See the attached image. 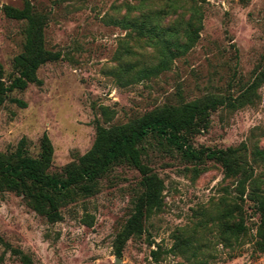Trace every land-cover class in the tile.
Masks as SVG:
<instances>
[{"label":"rangeland","instance_id":"rangeland-1","mask_svg":"<svg viewBox=\"0 0 264 264\" xmlns=\"http://www.w3.org/2000/svg\"><path fill=\"white\" fill-rule=\"evenodd\" d=\"M27 1L46 16V46L61 57L38 69L41 84L10 92L24 106L7 99L0 107V151H14L25 137L28 154L37 156L47 132L53 172L92 147L98 124L125 123L205 96L235 97L264 69V0H0V6L23 7ZM193 1L203 13L198 40L168 69L147 75L162 57L161 40L150 41L116 21L130 5L138 7L129 17L161 10L163 27L175 32L187 22ZM25 28V20L0 11L7 83L18 74L14 58L23 50ZM257 92L252 104L212 111L208 126L190 143L196 150L242 146V160L264 191V161L254 157L264 148V83ZM143 157L164 181L165 203L122 255L116 238L141 190L140 172L126 163L102 176L93 195L62 205L56 221L21 194L0 192V264H264L256 245L258 202L239 197L237 179L227 177L220 162L205 155L192 159L166 143L148 147ZM241 219L247 229L238 237L223 232V223Z\"/></svg>","mask_w":264,"mask_h":264},{"label":"trees","instance_id":"trees-1","mask_svg":"<svg viewBox=\"0 0 264 264\" xmlns=\"http://www.w3.org/2000/svg\"><path fill=\"white\" fill-rule=\"evenodd\" d=\"M137 7L130 5L129 13ZM188 10L190 16L187 22L175 32L163 27L162 14L165 12L161 10L142 12L134 17H129L128 13L116 21L139 35L148 36L150 41L161 40L162 57L151 69L145 70L147 75L168 69L174 57L188 51L198 40L203 19L201 7L193 1ZM0 11L10 18L26 21L23 50L14 58L18 74L9 83L4 79L0 64V107L7 99L24 106L25 102L10 97V92L23 90L30 83L41 84L38 69L48 61L60 59L61 53L47 48L46 16L34 11L30 2L27 1L23 7L5 4L0 6ZM165 35L168 37L164 38ZM263 83L264 69L257 72L253 81L235 97L205 96L178 105L154 108L125 123L110 126L98 124L92 147L76 161L66 164L60 172L51 171L54 144L47 132L40 139L37 156L28 154L27 139L23 137L14 151H0V192L12 190L21 194L35 211L50 221H56L61 217L62 205L97 192L100 178L115 165L126 163L135 167L141 174V190L134 202L132 214L116 238V253L122 255L127 241L131 237H141L146 231V221L164 206V181L145 162L143 155L148 147L166 143L182 150L192 159H201L205 155L220 162L225 175L237 179L239 197L243 201L245 196L257 200L261 221L256 245L258 250L264 252V191L259 186V178L253 176V171L242 160L243 147L196 150L190 143L196 133L208 126L212 111L219 107L235 110L254 103ZM254 157L264 161V148H257ZM246 229L243 219L236 224L223 223V232L236 237ZM152 253L156 258L158 252L153 250Z\"/></svg>","mask_w":264,"mask_h":264}]
</instances>
